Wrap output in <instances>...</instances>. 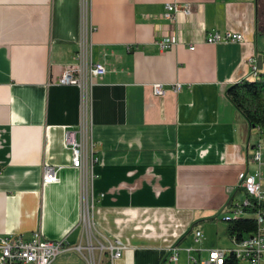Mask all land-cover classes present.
<instances>
[{
  "label": "crops",
  "instance_id": "crops-1",
  "mask_svg": "<svg viewBox=\"0 0 264 264\" xmlns=\"http://www.w3.org/2000/svg\"><path fill=\"white\" fill-rule=\"evenodd\" d=\"M172 1L193 13L164 18ZM215 30L244 39L206 42ZM165 36L179 42L162 50ZM80 50L107 67L90 89L57 82ZM254 65L264 69L260 0H0V235L64 238L71 249L51 264H111L117 238L127 248L114 264H162L174 243L184 264L186 247L231 246L223 215L245 194L260 134L227 90L254 80ZM81 122L97 143L93 180L65 143ZM47 164L61 166L57 181L43 182ZM87 197L92 226L80 220Z\"/></svg>",
  "mask_w": 264,
  "mask_h": 264
},
{
  "label": "built area",
  "instance_id": "built-area-1",
  "mask_svg": "<svg viewBox=\"0 0 264 264\" xmlns=\"http://www.w3.org/2000/svg\"><path fill=\"white\" fill-rule=\"evenodd\" d=\"M193 6L189 2L180 3L177 1L167 2L166 10L162 14L164 18L176 21L179 14L190 15L193 13ZM96 29L91 25V33ZM205 41L208 43L241 41L244 36L240 32L232 30L210 31L205 35ZM179 42L177 36L160 37L157 44L160 49L167 50ZM195 49V44L190 45ZM257 65L253 66V74H258ZM107 73V67L103 62L93 60L91 53L80 50L75 56V62L64 69L57 82L60 84H78L82 87L86 85L92 88L98 82V79ZM155 94L164 95L167 88L161 82L153 83ZM173 89L179 91L182 89V83L176 82ZM261 133L260 138L254 145V151L251 161L256 164L254 171L242 173L240 176L241 186L245 194L240 198H234L230 203L229 210L223 215L224 220L234 218L254 216L257 220L258 229L251 235L238 240L232 238L234 247H186V264H228V256L234 254L238 264H264V207L258 208L264 204V128L256 127ZM65 143L72 153V165L82 172V176L91 173L92 180L95 177L94 167L99 161L97 154V143L84 122L76 127L68 129L65 133ZM56 167L47 164L44 167V183H52L58 180V170ZM1 172V171H0ZM256 207L253 214L249 209ZM94 210L93 198L87 197L83 201L80 214V220L88 222L92 226V212ZM196 243H202L204 233L200 229L194 231ZM91 250V245H88ZM81 250L82 246H77ZM109 252L111 264L120 259L126 250V244L117 238L105 247ZM71 249L64 238L50 239L45 237L40 231H37L33 237L24 238L22 235H0V264H51L57 256ZM182 247L179 244H172L167 249L162 264H179L181 259ZM206 251L207 256H202ZM198 254H197V253Z\"/></svg>",
  "mask_w": 264,
  "mask_h": 264
},
{
  "label": "trees",
  "instance_id": "trees-1",
  "mask_svg": "<svg viewBox=\"0 0 264 264\" xmlns=\"http://www.w3.org/2000/svg\"><path fill=\"white\" fill-rule=\"evenodd\" d=\"M260 17L264 30V0H260ZM227 94L233 103L247 116L254 127L264 128V69L260 70L254 80L244 79L232 84ZM264 204L258 208H263ZM256 207L249 209L253 214ZM228 234L231 238L243 239L258 229L254 216L234 218L228 221ZM228 264H238L234 254L228 256Z\"/></svg>",
  "mask_w": 264,
  "mask_h": 264
},
{
  "label": "rangeland",
  "instance_id": "rangeland-1",
  "mask_svg": "<svg viewBox=\"0 0 264 264\" xmlns=\"http://www.w3.org/2000/svg\"><path fill=\"white\" fill-rule=\"evenodd\" d=\"M253 78H255V76L253 75ZM259 134L261 135V133L259 132ZM90 241V240H89ZM89 244L91 245V247L94 245L91 241L89 242ZM231 246L229 247H234V244H230ZM88 250L90 249V247L87 245ZM92 249V248H91ZM185 262V258L181 259L179 264H184ZM242 264H246L245 262H242Z\"/></svg>",
  "mask_w": 264,
  "mask_h": 264
}]
</instances>
